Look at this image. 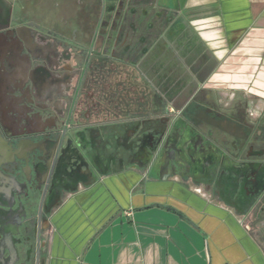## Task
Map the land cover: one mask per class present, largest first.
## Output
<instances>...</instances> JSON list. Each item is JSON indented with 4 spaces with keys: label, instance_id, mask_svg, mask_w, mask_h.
Listing matches in <instances>:
<instances>
[{
    "label": "crops",
    "instance_id": "1",
    "mask_svg": "<svg viewBox=\"0 0 264 264\" xmlns=\"http://www.w3.org/2000/svg\"><path fill=\"white\" fill-rule=\"evenodd\" d=\"M82 2L91 15L101 0ZM150 4L153 33L164 26L152 50L155 72L162 76L175 69L194 85L139 80L137 71L121 64L118 80L87 90L86 147L80 155L94 178L78 183L51 213L42 264H264V182L253 180L251 187V180L237 176L238 167L209 161L226 156L216 142L183 147L189 159L206 157L194 165L164 149L174 131L179 139L198 121L204 134L212 130L229 143L243 145L254 133L210 113L203 101L193 104L182 126L170 114L190 105V99L178 101L185 90L212 92L219 100L244 91L264 104V0ZM28 6L35 7L30 1ZM206 70L208 78L201 81ZM32 72L0 67V83L17 88L25 77L31 82ZM144 137L158 143L141 151L131 147ZM250 187L258 191L252 198Z\"/></svg>",
    "mask_w": 264,
    "mask_h": 264
},
{
    "label": "flooded vegetation",
    "instance_id": "2",
    "mask_svg": "<svg viewBox=\"0 0 264 264\" xmlns=\"http://www.w3.org/2000/svg\"><path fill=\"white\" fill-rule=\"evenodd\" d=\"M29 1L35 7L25 8ZM76 2L0 0V67L33 68L31 82L25 77L17 88L14 83H0V102L6 103L0 106V264H36L38 248L42 264L51 213L78 183L94 178L87 161L79 157L86 147L84 105L89 88L118 80L116 71L121 64L137 71L139 80L187 84L190 79L175 69L162 76L155 72L158 60L152 50L164 26L153 33L150 0H101L91 15L82 0ZM208 73L204 71L200 80H207ZM188 84L194 85L191 80ZM183 94L178 101L190 99V105L170 114L178 126L192 115L193 104L203 101L210 113L237 120L254 133L243 145L238 140L229 143L212 130L204 134L203 122L198 121L179 139L174 131L164 142L166 152L173 149L176 157L194 165L206 157L189 159L183 147L216 142L225 148L226 156L223 160L218 154L209 156V161L238 167L237 176L251 180V187L253 180L264 182V106L257 114L252 102L235 93L220 100L204 90ZM254 116L256 121H249ZM62 139L58 155L57 143ZM157 141L144 137L131 147L152 149ZM93 165L98 173V163ZM251 187L250 198L258 192Z\"/></svg>",
    "mask_w": 264,
    "mask_h": 264
},
{
    "label": "rangeland",
    "instance_id": "3",
    "mask_svg": "<svg viewBox=\"0 0 264 264\" xmlns=\"http://www.w3.org/2000/svg\"><path fill=\"white\" fill-rule=\"evenodd\" d=\"M231 96V94H229ZM237 97H240L243 101L246 100L248 102H253L254 104L252 105L253 108L257 111V114L260 113L261 108H263L264 104L262 102L260 103V100L257 99V97L250 95L244 91H237L236 93ZM51 226V224H49Z\"/></svg>",
    "mask_w": 264,
    "mask_h": 264
},
{
    "label": "water",
    "instance_id": "4",
    "mask_svg": "<svg viewBox=\"0 0 264 264\" xmlns=\"http://www.w3.org/2000/svg\"><path fill=\"white\" fill-rule=\"evenodd\" d=\"M63 140L64 139L58 140L57 149H56V152H57L58 155L61 152V148H62V145H63ZM79 157L82 159L81 156H79ZM39 244H40V241H39ZM39 251H40V249L38 248V253H37V258H36V264H40V255H39L40 252Z\"/></svg>",
    "mask_w": 264,
    "mask_h": 264
},
{
    "label": "built area",
    "instance_id": "5",
    "mask_svg": "<svg viewBox=\"0 0 264 264\" xmlns=\"http://www.w3.org/2000/svg\"><path fill=\"white\" fill-rule=\"evenodd\" d=\"M253 112V111H252ZM197 192H199L202 196H204V197H206V198H208V196H207V194H205V193H202L201 192V190H197Z\"/></svg>",
    "mask_w": 264,
    "mask_h": 264
}]
</instances>
